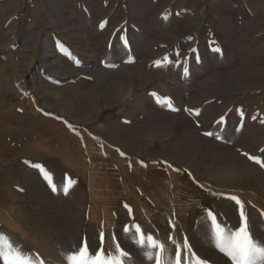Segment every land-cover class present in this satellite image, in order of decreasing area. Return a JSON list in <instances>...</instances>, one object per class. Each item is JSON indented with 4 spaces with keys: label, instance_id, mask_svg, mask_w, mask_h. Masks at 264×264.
<instances>
[{
    "label": "rangeland",
    "instance_id": "rangeland-1",
    "mask_svg": "<svg viewBox=\"0 0 264 264\" xmlns=\"http://www.w3.org/2000/svg\"><path fill=\"white\" fill-rule=\"evenodd\" d=\"M0 73L1 106L19 96L70 123L73 168L0 194V264L9 250L70 264L85 244L156 264L137 225L165 264L185 239L181 264H232L209 213L234 231L241 204L264 243V0H0ZM162 165L164 187L149 185Z\"/></svg>",
    "mask_w": 264,
    "mask_h": 264
},
{
    "label": "crops",
    "instance_id": "crops-1",
    "mask_svg": "<svg viewBox=\"0 0 264 264\" xmlns=\"http://www.w3.org/2000/svg\"><path fill=\"white\" fill-rule=\"evenodd\" d=\"M17 97L13 107L21 109V113L13 114V107L8 110V106L0 105V194L9 193L10 200L18 195L20 190L17 187L23 184L26 176H32L30 173L36 172L37 184H55V177L70 178L73 171L72 158L66 152L65 143L70 138V123L59 120L54 114L42 113L31 106L29 99ZM9 112L10 115L7 114ZM57 145L61 146V150ZM85 164L90 167L91 174L99 167L97 159L86 158ZM162 166L158 172L151 170L149 185L164 187ZM41 169L48 172L42 179L39 178ZM62 169L64 172L60 174ZM172 171L166 170L165 178L172 176L176 179L177 175H181ZM62 174L64 176H60Z\"/></svg>",
    "mask_w": 264,
    "mask_h": 264
},
{
    "label": "snow or ice",
    "instance_id": "snow-or-ice-1",
    "mask_svg": "<svg viewBox=\"0 0 264 264\" xmlns=\"http://www.w3.org/2000/svg\"><path fill=\"white\" fill-rule=\"evenodd\" d=\"M215 51L220 52L219 48ZM206 135H213V133H206ZM256 159V157H250ZM53 191H56L54 185L51 186ZM67 191V189H65ZM237 204L241 202L235 198ZM212 218V222L215 225V236L217 247L221 252L225 253L230 258L232 264H264V243L255 240L252 237L248 228L247 218L243 211V205L241 204L240 212V226L234 231L226 232L218 223H216V217L209 213ZM124 231H129V227L125 226ZM137 243L141 248L145 247L147 243L148 247L156 249L155 253L144 252V255L149 259L156 260V264H165L162 259L163 244L156 242L151 235L144 238V234L140 230L139 226H136L135 231ZM101 239H103V233H101ZM175 243V241H173ZM185 255L181 256V248L177 245V250L174 259L168 261V264H181L182 259L190 261V257H195V253L190 252V245L185 239L183 244ZM128 257V253L120 248L119 244H116V254L109 253L105 255L104 250H98L95 255H91L88 252L86 244L81 246L77 252H73L70 256V264H124V259ZM4 264H33L31 259H24L22 253L17 251L13 253L11 250L2 254ZM39 264H43L42 261ZM195 264H207L206 261L201 260L199 257L195 258Z\"/></svg>",
    "mask_w": 264,
    "mask_h": 264
},
{
    "label": "bare ground",
    "instance_id": "bare-ground-1",
    "mask_svg": "<svg viewBox=\"0 0 264 264\" xmlns=\"http://www.w3.org/2000/svg\"><path fill=\"white\" fill-rule=\"evenodd\" d=\"M59 0H55V2L57 3ZM50 49V48H49ZM49 49H47V51L45 52V56L48 54Z\"/></svg>",
    "mask_w": 264,
    "mask_h": 264
}]
</instances>
